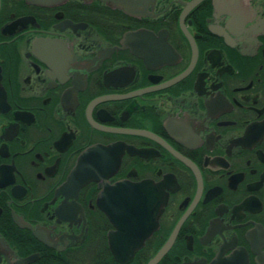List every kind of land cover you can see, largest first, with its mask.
Segmentation results:
<instances>
[{
    "label": "flooded vegetation",
    "instance_id": "flooded-vegetation-1",
    "mask_svg": "<svg viewBox=\"0 0 264 264\" xmlns=\"http://www.w3.org/2000/svg\"><path fill=\"white\" fill-rule=\"evenodd\" d=\"M46 3L0 0V264H264V0Z\"/></svg>",
    "mask_w": 264,
    "mask_h": 264
},
{
    "label": "water",
    "instance_id": "water-1",
    "mask_svg": "<svg viewBox=\"0 0 264 264\" xmlns=\"http://www.w3.org/2000/svg\"><path fill=\"white\" fill-rule=\"evenodd\" d=\"M27 1L38 4V5L47 4L46 3L47 0H27ZM104 1H106L109 5H111V7H117L121 9L124 8L123 7L124 0H104ZM222 1L223 0H217V3L220 4ZM77 175H78L77 171L74 170L71 174L73 182H75L74 180ZM139 189H141V186L139 184H137L136 186H130L129 188L130 190V196H129L130 207L128 209L129 219L127 221L125 220V223L128 222L129 227L131 226L134 227L135 225H137L134 228H136L138 231V234L135 235V239L133 240V242L125 241V244L132 245L131 246L132 249L129 252L130 256L135 252V250L143 246L145 239L151 234L153 230H155L158 227V218L160 217L163 211V208H162L161 211L157 212V218L155 222H152V223L148 222L147 218L141 217L144 214L147 215L149 212L138 201V198L140 197ZM134 200H137V202ZM164 204L165 203L163 202V205ZM125 223L123 225H125ZM113 251L116 254L118 259L120 258V256H123L125 254L124 252L117 250L115 247L113 248Z\"/></svg>",
    "mask_w": 264,
    "mask_h": 264
}]
</instances>
